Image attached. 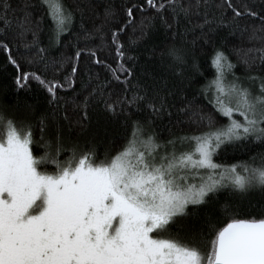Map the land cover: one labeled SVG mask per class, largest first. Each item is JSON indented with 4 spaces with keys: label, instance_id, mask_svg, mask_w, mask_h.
I'll use <instances>...</instances> for the list:
<instances>
[{
    "label": "snow or ice",
    "instance_id": "6c2138e0",
    "mask_svg": "<svg viewBox=\"0 0 264 264\" xmlns=\"http://www.w3.org/2000/svg\"><path fill=\"white\" fill-rule=\"evenodd\" d=\"M40 7L43 14L34 18L31 0H22L15 8L10 0H0V52L5 55V67L14 69L13 84L20 90L37 82L51 108L37 118L39 140H34L30 123H18L0 111V264H264V216L239 218L225 206L227 222L219 228L209 224L211 239L203 249L194 236L180 237L170 231L188 205L207 203L221 188L241 193L264 190V77H248L260 81L259 90L253 92L232 72L235 65L223 49L214 48L215 76L204 92L213 93L210 103L228 122L218 123L202 109L191 111V122L204 130L159 141L150 130L152 121L130 120V110L143 105L160 116L171 107L172 93L163 80L154 79L151 84L138 77L133 80L137 58L128 55L133 44L155 29L156 19L168 32L184 19L186 32L199 27L206 35V25L227 22L224 14L212 21L205 11L203 23L188 28L192 17L199 16L202 8L226 7L234 18L227 22L230 34L239 30L243 35L251 27L247 39L261 42L259 47L232 49L250 72L257 60L264 63V15L252 7H237L232 0L218 5L212 0H143L124 6V18L119 21L113 6L106 5L102 24L91 31L81 25L84 40L95 35L100 44L80 48V33L72 32L73 8L63 0H40ZM148 8L155 10L154 15H143ZM45 16L51 21L49 45L41 47L38 34ZM246 16L258 17L259 25L241 29L240 19ZM113 21L109 34L115 59L109 64L97 50L106 47L104 25ZM127 27H132L134 35L139 33L130 39L129 48L118 35ZM64 34L74 37L69 42L74 51L51 57L49 49L59 45ZM85 52L108 75L101 79L98 73L90 74L78 90L72 87L74 75ZM164 55L178 64L186 62L182 48L170 47ZM65 65L69 74L58 77ZM114 84L120 85L119 90H114ZM66 87H72L73 96L59 95ZM97 102L112 116L125 115L131 126L126 143L103 157L90 142L66 147L59 124L62 119L69 131L73 126L84 131L88 110ZM49 121L53 134L46 136ZM237 144H253L249 148L253 154L234 163L214 161L218 150Z\"/></svg>",
    "mask_w": 264,
    "mask_h": 264
},
{
    "label": "trees",
    "instance_id": "16d2710c",
    "mask_svg": "<svg viewBox=\"0 0 264 264\" xmlns=\"http://www.w3.org/2000/svg\"><path fill=\"white\" fill-rule=\"evenodd\" d=\"M10 2L15 8L22 0H10ZM63 2L74 10L72 32L80 33L81 39L78 46L84 48L85 45H88L95 48L100 44V37L94 35L91 40H84L81 25L91 31L94 26L102 24L106 5H112L117 13V20L122 21L125 15L122 8L129 3H143V0H63ZM212 2L214 5H218L222 0H212ZM31 3L35 5L32 10L34 18L43 14L44 9L40 7V0H31ZM232 3L237 7H252L254 11L264 15V0H232ZM205 11L209 13L208 19L212 21L219 20L221 13L224 14L227 22L234 19L231 10L226 7L202 8L199 16L192 17V25H187V27L192 28L195 25L202 24ZM154 13V9L148 8L143 12V15L152 16ZM164 15L166 18L171 19L168 12H165ZM136 18L139 20L141 13L138 12ZM227 22L219 25L213 22L206 25L204 32L207 34L202 35L199 27H195L194 31L186 32V21L184 19L180 20L179 26L175 27L172 32L166 31L159 19H156L155 29L145 38L133 44L128 52V55L137 58L134 68L136 76L132 79L135 80L138 77L147 80L150 84L153 83L154 79L157 82L163 80L167 85V90L172 93L168 98L171 107L162 115L155 116L152 115L149 109L141 105L140 110L135 108L130 110V120H140L142 122L151 120L150 130L155 132L159 141L193 135L204 130L203 126L197 127L196 124L191 122V111L202 109L212 115L218 123L228 122L227 118L217 113L212 103H210L213 93L211 91L207 94L204 92V86L208 85L215 76L216 70L211 64L213 49H223L228 55V59L235 65L232 72L235 73L245 87L250 88L253 92L259 90L260 81L250 80L248 77L250 75L264 77V63L257 60L251 71H246L245 66L238 62L236 54L232 51L233 47L248 48L253 45L259 47L261 42L247 39L252 30L251 27L243 35L240 34L239 30H236L234 34H230L232 28L230 23ZM50 23L49 18L45 16L42 21V30L38 34L41 47H48L49 45ZM115 23L113 21L104 25L103 38L106 47L97 50V55L101 59H106L109 64H113L115 59L114 46L111 44L109 34ZM259 23L258 17L246 16L240 19V28L259 25ZM209 28L215 30L209 31ZM118 35L125 48H129L130 39H135L136 36H139V33L137 32L134 35L132 27H127L123 33ZM28 39L31 40V35ZM73 39L74 37L68 34L62 35L60 37L61 43L52 46L48 54L56 58H59L62 54L71 55L74 49L69 42ZM173 46L182 48L186 52V62L178 64L164 55ZM128 66L131 67L132 63L129 62ZM34 67L43 70L42 65H35ZM68 67V65H65V70L56 75L62 78L63 75L69 74ZM93 73H98L101 79L108 75L105 69L95 64L85 52L79 58L78 72L74 75L75 84L72 87L79 90L81 81L88 80L89 75ZM13 75L14 69L11 66L5 67V55L0 52V111H3L18 123H30L34 140H39L40 131L37 118L42 112L51 111L46 102L47 93L35 81L31 82L29 88L17 90L13 84ZM48 75H52L51 71ZM229 79H231V76H229ZM72 87L61 90L59 95L64 97L73 96ZM119 88V84H114V90H119ZM29 104L33 106L31 109L27 107ZM181 108L185 110L180 111ZM88 111L89 120L84 131H81L79 126H73L69 131L67 122L62 119L59 120L66 147H70L72 143L77 141L82 147L90 142L95 146V151L99 156L103 157L104 154L109 152L114 154L126 143L131 133L130 121H126L125 115L112 116L104 111L102 102L93 103ZM236 118L240 119L238 114ZM51 134H53V127L49 121L45 135ZM177 146L180 147L179 144ZM252 147L253 144H249L248 147H245L244 144L228 146L218 150L213 159L217 163H234L237 160H247L253 154L252 151H249V148ZM32 148L34 154H36L38 145L34 143ZM254 150L258 152L260 148ZM225 206L230 207L229 214L234 213L239 218H260L264 216V190L257 188L241 193L228 188H221L207 203L188 205L185 210L186 214L176 218L170 231L180 237L192 238L194 236L196 242L203 249L211 239L209 224L219 228L227 222L229 214L223 211Z\"/></svg>",
    "mask_w": 264,
    "mask_h": 264
},
{
    "label": "rangeland",
    "instance_id": "374dc122",
    "mask_svg": "<svg viewBox=\"0 0 264 264\" xmlns=\"http://www.w3.org/2000/svg\"><path fill=\"white\" fill-rule=\"evenodd\" d=\"M198 179V178H197Z\"/></svg>",
    "mask_w": 264,
    "mask_h": 264
}]
</instances>
